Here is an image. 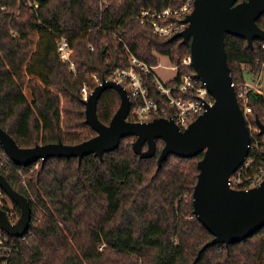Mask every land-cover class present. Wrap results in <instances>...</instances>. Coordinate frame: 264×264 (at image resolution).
<instances>
[{"label": "trees", "instance_id": "1", "mask_svg": "<svg viewBox=\"0 0 264 264\" xmlns=\"http://www.w3.org/2000/svg\"><path fill=\"white\" fill-rule=\"evenodd\" d=\"M27 1L37 8H27ZM182 1L0 0L5 8L0 10V128L23 149L58 142L75 146L93 138L80 92L86 86L89 95L97 86L93 76L106 79L127 66L114 33L146 65L156 67L157 56H163L170 66H178L166 85L179 84L181 76L194 73L192 66L181 65L189 46L181 39L155 36L136 16ZM256 24L264 31V14ZM60 37L69 43L75 74L59 61ZM263 45L254 40L250 48L239 37L224 36L235 88L244 82L241 66H250L252 76L261 71ZM146 81L149 98L166 107L153 78ZM248 101V122L255 129L256 119L264 124V97L249 93ZM119 106V95L104 90L96 106L98 121L108 125ZM251 135V163L235 191L250 189L246 179L253 181L264 170V136L258 131ZM133 141L122 139L100 159L88 155L78 163L77 158H48L36 170L8 160L0 172L31 210L28 231L23 241L15 239L18 248L9 264H264V227L240 243L214 245L199 255L213 239L192 207L202 154L190 159L170 155L158 168L163 143L156 142L154 157L140 159L132 151ZM0 152L7 158L1 147ZM11 208L16 221L20 211L14 204Z\"/></svg>", "mask_w": 264, "mask_h": 264}, {"label": "water", "instance_id": "2", "mask_svg": "<svg viewBox=\"0 0 264 264\" xmlns=\"http://www.w3.org/2000/svg\"><path fill=\"white\" fill-rule=\"evenodd\" d=\"M264 14V0H193V11L184 20L187 27L170 40L181 39L189 46V57L196 77L205 85L214 102L185 130L173 120L153 119L147 123L128 122L130 99L126 91L113 82L101 81L83 101L85 123L95 136L75 146L56 144L19 148L0 128V147L9 160L19 167L44 163L48 158H77L88 155L101 158L116 150L124 138H133L132 151L140 159L157 153L156 142L163 147L157 156V167L170 155L190 159L202 154L197 162V180L192 192L193 214L213 239L199 251L223 244L240 243L264 227V178L255 187L235 191L230 177L240 168L250 150V132L238 106L227 63L224 36L233 35L252 48L254 40L264 42V31L256 21ZM114 90L120 106L108 125L96 116L98 99L104 90ZM260 136L264 124L255 120ZM144 145L146 150H143ZM1 192L18 207L20 217L11 224L0 210V229L8 236L23 237L29 227L31 210L28 200L16 192L0 172Z\"/></svg>", "mask_w": 264, "mask_h": 264}, {"label": "built area", "instance_id": "3", "mask_svg": "<svg viewBox=\"0 0 264 264\" xmlns=\"http://www.w3.org/2000/svg\"><path fill=\"white\" fill-rule=\"evenodd\" d=\"M34 6L37 8V5ZM4 9V7L0 8V10ZM192 11L193 0H183L177 7H171L169 5L161 11L141 10L136 16V20L141 26L150 28L155 36L163 39L172 38L175 34L187 27V24L183 22ZM113 37L123 46V50L127 55V66L114 70L106 79L102 80L116 83L126 91L130 99V110L126 119L128 122L147 123L153 119L164 118L166 120H173L174 124L180 130H185L189 124L206 111V106L213 104L214 100L212 96L208 93L205 85L196 77L195 72L181 76L179 84L167 86L166 84L172 79L162 83L156 78L154 72L160 67L165 71L176 73L178 66H148L128 51L124 41L121 38H117L116 33H114ZM262 47L264 49V45ZM56 53L59 61L68 65L69 72L75 74L74 64L71 60L72 51L66 38L60 37L57 40ZM181 65L192 66L189 55L182 60ZM261 66L263 67L264 64ZM241 70L244 72V78L247 75L250 79H253V81L244 80L236 88L234 86L237 103L244 116L251 138V133L257 132V129H253L248 122L249 116L251 115L248 95L252 93L264 97V79L262 78L261 71L256 76L248 74L250 66L243 65L241 66ZM147 76L153 78V85L156 87L159 95L165 98L166 107H161L149 98L148 84L146 81ZM92 78L97 82V86L101 84L102 80L98 77L93 76ZM173 93H176L178 97L174 96ZM80 95L83 101L87 99L88 92L86 86H83ZM132 102L134 106L131 108ZM8 160L9 158H4L0 152V168H4ZM250 163L251 160L246 159L240 168L230 177V188L240 186L243 183L242 177L249 168ZM39 164L40 162L33 164V169H38ZM19 175L21 176V184L25 186V177L21 172H19ZM263 176L264 170L255 176L253 181L246 179V182H248V185L251 184L252 187L250 188H253L262 181ZM248 189L245 188L243 190ZM0 210L5 213L11 224L17 222V220L15 221V214L12 208L6 204L1 190ZM24 236L20 238L11 237L0 229V264H9L12 254L16 253L18 248L15 239H21L23 241Z\"/></svg>", "mask_w": 264, "mask_h": 264}, {"label": "rangeland", "instance_id": "4", "mask_svg": "<svg viewBox=\"0 0 264 264\" xmlns=\"http://www.w3.org/2000/svg\"><path fill=\"white\" fill-rule=\"evenodd\" d=\"M27 2H28L26 4L27 8H32L34 10L36 9L35 6L32 7L31 2H29V1H27ZM158 65L170 66V63L167 60V58H165L163 56H157V66ZM154 73H155L156 78L162 83H165L168 80L173 79L176 76L175 72L165 71V70L161 69L160 67H158V69H156V71ZM261 73H262V78L264 79V66L263 67L261 66ZM244 80L245 81H250V80L253 81V79L252 78L250 79V77H248L247 75H245ZM263 83H264V80H263ZM25 96L27 97V99L30 100V94L28 92H25ZM5 201H6L7 205L11 208L12 202L8 198H5Z\"/></svg>", "mask_w": 264, "mask_h": 264}]
</instances>
